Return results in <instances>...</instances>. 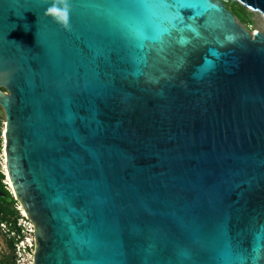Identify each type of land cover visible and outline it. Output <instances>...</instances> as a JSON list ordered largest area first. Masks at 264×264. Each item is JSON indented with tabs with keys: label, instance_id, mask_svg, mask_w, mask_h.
<instances>
[{
	"label": "water",
	"instance_id": "95a60500",
	"mask_svg": "<svg viewBox=\"0 0 264 264\" xmlns=\"http://www.w3.org/2000/svg\"><path fill=\"white\" fill-rule=\"evenodd\" d=\"M229 1L73 0L65 31L43 0H0L35 264H264V32Z\"/></svg>",
	"mask_w": 264,
	"mask_h": 264
},
{
	"label": "rangeland",
	"instance_id": "374dc122",
	"mask_svg": "<svg viewBox=\"0 0 264 264\" xmlns=\"http://www.w3.org/2000/svg\"><path fill=\"white\" fill-rule=\"evenodd\" d=\"M217 1H221V0H217ZM226 6L230 11L234 13L237 22L242 27H244L245 29H247L252 33H254L255 30L264 32L262 27L261 15L257 14L256 12H251L249 8L244 7L241 3L236 1H232V0L229 1L226 3ZM2 90L6 91L5 89ZM0 121H2L3 124L2 134H4L6 118H5L4 109L1 106H0ZM4 149H6V146H4L3 151L0 150V172L4 175V180L0 182V198H4L8 202H11V198L14 201H16L11 207V209L15 210L16 212L14 213V215H11L10 217V221L12 222L15 216H17V214L21 217V210L23 212L24 209L22 208L20 202L16 200L15 194L13 193L8 183L7 175L5 173V168H7V164H6V158L4 157ZM6 192L9 193L11 197H8ZM23 214H25V212H23ZM8 228H10L9 224L5 225V227H2L0 225V264H14V253L12 248L9 247V237H15L16 239L17 235L16 233H8L9 232Z\"/></svg>",
	"mask_w": 264,
	"mask_h": 264
},
{
	"label": "built area",
	"instance_id": "2783aa9c",
	"mask_svg": "<svg viewBox=\"0 0 264 264\" xmlns=\"http://www.w3.org/2000/svg\"><path fill=\"white\" fill-rule=\"evenodd\" d=\"M6 146V137L4 134L0 137V150L3 151ZM5 227L4 224H1ZM20 233H16V242L14 244V264H35L36 239L35 226L32 221L24 215L21 210V217L17 221Z\"/></svg>",
	"mask_w": 264,
	"mask_h": 264
},
{
	"label": "clouds",
	"instance_id": "9594fccd",
	"mask_svg": "<svg viewBox=\"0 0 264 264\" xmlns=\"http://www.w3.org/2000/svg\"><path fill=\"white\" fill-rule=\"evenodd\" d=\"M43 3L50 5L46 8L44 15L51 18L61 29L72 30L73 0H43Z\"/></svg>",
	"mask_w": 264,
	"mask_h": 264
},
{
	"label": "trees",
	"instance_id": "16d2710c",
	"mask_svg": "<svg viewBox=\"0 0 264 264\" xmlns=\"http://www.w3.org/2000/svg\"><path fill=\"white\" fill-rule=\"evenodd\" d=\"M3 131V124L2 121H0V137L2 136ZM4 180V175L0 172V182ZM7 193V192H6ZM8 197H11L9 193H7ZM11 198V202L6 201L4 198H0V225L9 224L8 233H17V235L20 233V228L17 226V220L20 217L18 214L15 216L14 220L11 222L10 217L11 215H14L15 210H12L11 207L15 203ZM16 242L15 237H9V247L14 249V244Z\"/></svg>",
	"mask_w": 264,
	"mask_h": 264
},
{
	"label": "bare ground",
	"instance_id": "6f19581e",
	"mask_svg": "<svg viewBox=\"0 0 264 264\" xmlns=\"http://www.w3.org/2000/svg\"><path fill=\"white\" fill-rule=\"evenodd\" d=\"M251 12H255V11H252V10H251ZM256 13L259 14V15H261V17H262V27H263V30H264V16H263L260 12H256ZM259 17H260V16H259ZM255 32H258V30H255ZM4 135H5V132H4ZM4 157L7 158V152H6V149H4ZM5 173H6V175H7L8 183H9V185H10V187H11L13 193H14V189H13L12 182H11V180H10V176H9V172H8L7 168H5ZM14 194H15V193H14ZM23 212H25V211L23 210ZM25 214H26V212H25ZM25 214H24V215H25Z\"/></svg>",
	"mask_w": 264,
	"mask_h": 264
},
{
	"label": "flooded vegetation",
	"instance_id": "af4514ba",
	"mask_svg": "<svg viewBox=\"0 0 264 264\" xmlns=\"http://www.w3.org/2000/svg\"><path fill=\"white\" fill-rule=\"evenodd\" d=\"M228 9V8H227Z\"/></svg>",
	"mask_w": 264,
	"mask_h": 264
}]
</instances>
